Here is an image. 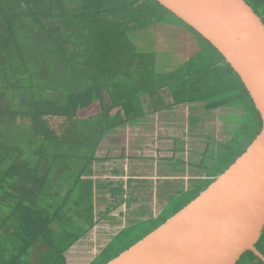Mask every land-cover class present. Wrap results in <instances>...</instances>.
Wrapping results in <instances>:
<instances>
[{"label": "trees", "instance_id": "obj_1", "mask_svg": "<svg viewBox=\"0 0 264 264\" xmlns=\"http://www.w3.org/2000/svg\"><path fill=\"white\" fill-rule=\"evenodd\" d=\"M244 1L264 24V0ZM167 15L196 36L210 64L205 56L192 74L190 63L155 73V55L134 48L129 35L156 27ZM164 89L172 102L164 100ZM145 97L151 113L188 103L238 111L239 124L222 152L172 216L261 128L231 65L155 0H0V264H67L65 253L95 225L93 181L85 175L96 151L106 134L147 116ZM94 104L96 114L79 116ZM169 216L160 215L152 229ZM255 247L264 256V228ZM118 254L108 244L88 264ZM244 258L264 264L250 251Z\"/></svg>", "mask_w": 264, "mask_h": 264}, {"label": "water", "instance_id": "obj_2", "mask_svg": "<svg viewBox=\"0 0 264 264\" xmlns=\"http://www.w3.org/2000/svg\"><path fill=\"white\" fill-rule=\"evenodd\" d=\"M231 65L261 128L246 150L162 224L105 264H236L264 228V24L244 0H155Z\"/></svg>", "mask_w": 264, "mask_h": 264}, {"label": "rangeland", "instance_id": "obj_3", "mask_svg": "<svg viewBox=\"0 0 264 264\" xmlns=\"http://www.w3.org/2000/svg\"><path fill=\"white\" fill-rule=\"evenodd\" d=\"M188 31L187 29L185 30L178 20L167 15L163 23L152 29L150 28V30L145 32L136 31L131 33L129 35V40L132 46L137 50L152 52L155 55V73L157 75L171 73L180 66L189 63L192 64L190 71L192 74L200 70L201 67L199 63L201 62L203 64L202 60L205 56L207 57L205 60H207L206 62L208 64H210L212 60L208 55L202 52L201 42L191 31ZM161 94L166 102H172L171 95L167 89L162 90ZM142 100L144 111L147 113L145 117L146 121L140 120L134 130H119L117 135L111 138L112 140L107 141V146L105 148L109 150L111 159H117L120 153L127 157L125 154L129 153L132 157L129 159L131 169L133 170V166L136 164L134 167L136 173L148 175L153 173L156 169L154 163L149 159L136 158L143 148L148 149L155 146L151 145V141L157 136V133L153 134V131L151 133L146 131H150L152 128L154 130V127L160 126L162 130L159 131L160 134L158 137L163 135L162 133H165L169 136L171 134L176 135L179 138V147L180 150H182L180 153V161L176 159H174V161H169V164L171 162L174 164L176 160L178 164L171 169L170 165L163 168L161 164H159L157 167V175L159 176L173 174L180 177L172 180L173 190L168 192V197L165 199L167 207L160 214L166 215L167 217L169 215L171 216L170 213H172L171 211L173 208L177 207V204L181 202L186 194L187 187L189 186V189L193 188L192 180H190L189 176L195 173L197 168L196 164L201 163L203 165V167L201 166V171H203L202 174L209 172V167L213 164L212 161L216 160L222 152L223 144L230 138L235 126L239 124L237 119L238 111L228 108L207 111L204 107L205 103H188L169 108V111H165L164 114H153L151 113L149 100L146 98ZM98 111V105L94 104L85 110L79 111V116L87 117L96 114ZM190 122L194 123L196 127L194 130L191 128ZM55 123L58 122L56 121ZM194 136H196V138ZM188 138L190 140L189 144L187 143ZM191 149L194 153L199 152V155H192L190 153ZM135 154L136 156H134ZM183 160L186 161V163L191 161L194 167L192 168L190 165H186ZM114 163H116L117 166L120 165L119 161H114ZM110 166L106 167L97 166L95 163L94 165L92 164L91 169L94 170L95 173L94 175L91 174V177L93 179H95V177L98 178L96 181H99V179L102 180V178L97 177V175L101 173L99 169L101 168L102 172L108 173ZM134 182L135 181H132V183ZM139 184V195H142L143 198L147 195L148 201L151 202L153 190L151 180L141 181ZM95 197L97 200L98 196L96 193ZM172 197L173 200L171 201L170 198ZM129 215L130 217L123 221L124 227L120 231H118L120 225L110 231H102L101 229H97L96 231L97 236L103 233L109 234L110 240L106 245H111L115 253H121L151 232L153 230V224H158V219L160 218H152L154 214L151 212V209L148 210L147 208L135 212L132 210L129 212ZM95 216L97 217L96 213ZM112 231L117 232L112 235ZM92 237L93 236L88 235L86 239H83L82 243H77L65 253L67 264H87L92 256L100 253L104 249V246H97L99 240L97 241L98 243L95 244L96 241L94 240H96V238L93 240ZM237 264L255 263L244 258L243 260H239Z\"/></svg>", "mask_w": 264, "mask_h": 264}, {"label": "crops", "instance_id": "obj_4", "mask_svg": "<svg viewBox=\"0 0 264 264\" xmlns=\"http://www.w3.org/2000/svg\"><path fill=\"white\" fill-rule=\"evenodd\" d=\"M146 98V97H145ZM147 99V98H146ZM165 111L167 110H162L160 112H157L155 114H164ZM154 114V113H153ZM146 121V118L141 119ZM140 121V120H139ZM138 121V122H139ZM136 123L134 125H128L125 124L122 127L118 128L114 132L106 134L97 151L95 154V161L92 163L94 165L97 164V166H110L109 167V172L105 173L102 172V169L100 168L99 170L101 171L100 174L97 175V177L102 178L99 179V181H96V178L93 179L91 174L94 175L95 171L91 169L92 164L89 167V172L85 175L87 178H91L93 181V203H94V221L95 225L94 227L87 233L84 234V237L80 238L73 246H75L77 243H82L83 239H86L88 235L93 236L92 239L94 240L96 238V243L97 246H106V244L109 242V234H101L97 236V229H101L102 231H110L113 228H116L118 225L120 231L123 227V221H125L126 218H129V212L132 210L139 211V210H144L147 208L148 210L151 209V212L154 214L152 215V218H158L163 212V210L167 207L165 199L168 197V192H171L173 190V179H177L180 177H177L173 174H165V175H157L158 170L157 167L159 164H161V167H166L170 165V169L173 168L175 165L178 164V161H180V153L182 150H180L179 147V138L176 135L171 134L170 136L162 133L160 137L158 135L160 134V126L154 127L150 129V131L146 132H152L153 134L157 133V136L152 139L151 145L153 148H141V152L136 154L137 159H149L154 163V166H156V169L154 170L153 173L151 174H141V173H136L134 167L136 164L133 166V170L131 169L129 159L132 158L129 153H126L127 157H125L122 153H120L119 157L117 159H111V154L109 153V150L105 148L107 146V141L112 140L111 138L114 137V135H117L119 130H134L136 128V125L139 123ZM191 123V128L194 130L196 127L194 123ZM164 136V137H162ZM196 138V136H194ZM188 144L190 143V140L188 138ZM105 148V149H104ZM186 149V148H185ZM187 150V149H186ZM190 151V150H189ZM125 153V151H124ZM187 153V152H185ZM190 153L193 155L197 154L199 155V152L194 153V151L191 149ZM115 158V157H112ZM174 164L172 162L169 164V161H174ZM114 161H119V164L121 165H116ZM184 163L186 161L183 160ZM186 165H190L192 168L194 167L193 163L191 161L187 162ZM203 165L201 163L196 164V171L192 176H189L190 180H192V185L194 188L193 183H198L199 181L203 180L206 177V174H202L203 171L202 167ZM205 166V165H204ZM199 174V175H196ZM145 180H151L152 184V194H151V202L148 201V197L145 193V198H143L142 195H139V189L138 185L140 186L139 182L145 181ZM132 181H135L132 183ZM187 190L189 189V186L187 187ZM95 193L97 194L98 198L96 200ZM173 194V192H172ZM160 196V200H159ZM171 201L173 200V197L170 198ZM95 213L97 214V217L95 216ZM94 231V233H93ZM117 231H112V235L116 233ZM111 233V232H110ZM99 240V241H98ZM98 241V242H97ZM72 246V247H73ZM103 247V248H104ZM99 253L95 254L92 256L89 260V262L96 257ZM88 262V263H89ZM87 263V264H88Z\"/></svg>", "mask_w": 264, "mask_h": 264}]
</instances>
